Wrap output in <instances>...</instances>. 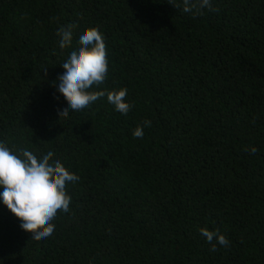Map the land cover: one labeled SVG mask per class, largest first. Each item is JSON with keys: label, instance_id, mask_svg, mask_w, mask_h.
I'll return each instance as SVG.
<instances>
[{"label": "trees", "instance_id": "obj_1", "mask_svg": "<svg viewBox=\"0 0 264 264\" xmlns=\"http://www.w3.org/2000/svg\"><path fill=\"white\" fill-rule=\"evenodd\" d=\"M176 3L0 0V141L79 177L47 238L0 204V264H264V0ZM65 25L73 46L79 28L103 34L108 73L89 91L126 88V115L106 96L58 115Z\"/></svg>", "mask_w": 264, "mask_h": 264}, {"label": "clouds", "instance_id": "obj_2", "mask_svg": "<svg viewBox=\"0 0 264 264\" xmlns=\"http://www.w3.org/2000/svg\"><path fill=\"white\" fill-rule=\"evenodd\" d=\"M169 3L179 6L176 0H169ZM183 5L184 12L214 10L212 0H183ZM73 27L65 25L57 31L59 48L68 49L53 82L66 102L59 107L58 115H67L69 110L80 111L103 96L116 111L126 115L131 108L125 99L128 94L126 88L89 91L93 85L102 84L108 73L103 34L95 27L79 28V40L73 46ZM150 123L145 120L142 126L138 125L133 130L132 135L142 138L144 127L150 126ZM246 150L253 154L257 151L254 146ZM78 180L79 177L70 172L54 153L37 155L27 148L17 153L0 141V204L20 221L21 229L31 233L35 239L51 236L55 229L51 221L57 212L69 211L71 197L66 185ZM200 234L212 245L213 251L216 244H229L218 229L201 228Z\"/></svg>", "mask_w": 264, "mask_h": 264}]
</instances>
